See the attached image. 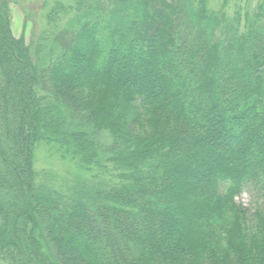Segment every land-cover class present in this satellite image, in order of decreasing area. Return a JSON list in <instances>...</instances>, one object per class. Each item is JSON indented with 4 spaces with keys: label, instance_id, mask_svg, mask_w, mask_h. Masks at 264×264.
<instances>
[{
    "label": "trees",
    "instance_id": "1",
    "mask_svg": "<svg viewBox=\"0 0 264 264\" xmlns=\"http://www.w3.org/2000/svg\"><path fill=\"white\" fill-rule=\"evenodd\" d=\"M207 3L56 2L32 56L0 2V264H264V2Z\"/></svg>",
    "mask_w": 264,
    "mask_h": 264
},
{
    "label": "rangeland",
    "instance_id": "2",
    "mask_svg": "<svg viewBox=\"0 0 264 264\" xmlns=\"http://www.w3.org/2000/svg\"><path fill=\"white\" fill-rule=\"evenodd\" d=\"M3 0H0V2ZM7 4L9 29L11 35L15 38H22L25 45L34 56L35 45L40 41L47 32H54L53 26L47 25L46 14L58 2L65 8H70L73 0H4ZM223 0H208V8L213 11L221 10L226 17H234L236 12L241 16L240 23L244 25L243 16L246 13H252L256 10L258 4L264 0H226V4L222 5ZM70 12V11H69ZM72 15L69 13L64 16L58 13L55 23L57 29L63 27L65 22ZM35 169L40 172L42 170H50L57 175L63 176L73 174V165L60 160L52 151L48 152L42 148L35 154ZM235 202L241 207L248 209L252 214L254 209L263 202L257 197L255 191L245 190L236 199Z\"/></svg>",
    "mask_w": 264,
    "mask_h": 264
}]
</instances>
